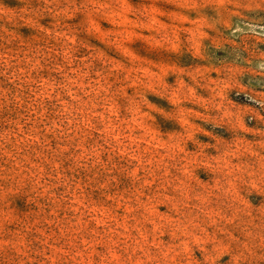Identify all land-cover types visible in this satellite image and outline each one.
I'll return each instance as SVG.
<instances>
[{"label": "rangeland", "instance_id": "rangeland-1", "mask_svg": "<svg viewBox=\"0 0 264 264\" xmlns=\"http://www.w3.org/2000/svg\"><path fill=\"white\" fill-rule=\"evenodd\" d=\"M0 264H264V0H0Z\"/></svg>", "mask_w": 264, "mask_h": 264}]
</instances>
